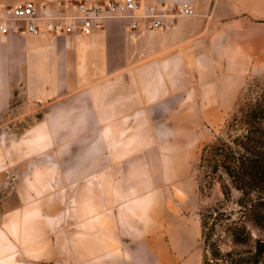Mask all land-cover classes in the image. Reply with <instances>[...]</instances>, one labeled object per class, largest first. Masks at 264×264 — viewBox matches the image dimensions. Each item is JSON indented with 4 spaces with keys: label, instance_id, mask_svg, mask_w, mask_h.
<instances>
[{
    "label": "crops",
    "instance_id": "obj_1",
    "mask_svg": "<svg viewBox=\"0 0 264 264\" xmlns=\"http://www.w3.org/2000/svg\"><path fill=\"white\" fill-rule=\"evenodd\" d=\"M138 1L187 3L192 12L168 28L126 30L109 19L88 33L0 35V167L11 165L23 183L0 225V264H199L198 215L165 202L158 211V191L146 188L150 161L122 152L135 138L108 142L95 160L88 138L78 157L77 135L92 132L98 114L129 117L122 132H148L142 119L170 97L195 101L196 116L231 102L244 71L264 57V0ZM9 77L22 79L11 98ZM36 109L20 130L8 124ZM95 161L106 167L89 171ZM55 180L74 186L55 190Z\"/></svg>",
    "mask_w": 264,
    "mask_h": 264
},
{
    "label": "rangeland",
    "instance_id": "obj_2",
    "mask_svg": "<svg viewBox=\"0 0 264 264\" xmlns=\"http://www.w3.org/2000/svg\"><path fill=\"white\" fill-rule=\"evenodd\" d=\"M9 2L11 0H0ZM16 1V0H12ZM35 47V44L20 42L16 46L22 49L23 46ZM258 66L253 70H245L244 77L240 85L237 87L235 95L228 104L218 105L217 107H208L205 116L193 115L195 110V101L185 100L179 101L174 97L165 101H156L153 103V113L146 121L141 124L150 125V131L145 133H135L133 131L122 132L123 126L131 123L129 117L111 116L102 117L100 114L95 115L92 119L93 129L77 135L79 146L77 148L78 157H84L86 150L83 147L86 138L92 142L91 149L93 157L100 158L104 156L107 143H114L118 137L135 138L136 148H124L122 150L126 156H133L141 159H147L150 164L147 165L148 172L150 170V180L147 189L155 188L158 191V211L161 210L162 202L166 205L173 206L174 209L182 212L196 213L199 217L201 212H205L207 206L216 205L217 200L221 198V190L219 182L214 180L211 186L206 187L204 184V167L197 164V156L201 145L216 136H225L224 126L227 119L236 110L238 103L252 94L256 88L251 86L257 80H263L264 76V57L256 59ZM40 73H44L47 79L52 77L51 72L47 69H40ZM52 71V70H51ZM130 71H126V76H129ZM5 70L0 69V74H4ZM21 75V74H20ZM13 76V75H11ZM9 96L10 98L16 94V90L20 86L13 83L19 78L9 77ZM12 82V84H11ZM129 81L126 82L127 89ZM250 85V86H249ZM126 91L128 92V90ZM13 94V95H12ZM126 95V94H125ZM128 96V95H126ZM41 109H36L31 112L28 118H21L10 121L8 124H15L16 130L36 119ZM164 110V111H163ZM84 118V117H83ZM7 116L2 117L0 122L6 120ZM86 119V117L84 118ZM149 121V123H148ZM120 126L117 128V126ZM120 130V132H117ZM126 146V145H125ZM104 152V153H103ZM106 165L95 161L89 171L94 173L100 172ZM145 166H143V169ZM12 166L2 164L0 167V225L11 217L7 216L9 209L20 203V198L17 196V190L23 187L21 180L18 182L11 175ZM221 177L224 176L220 173ZM99 180L100 177H97ZM100 183V180L98 184ZM199 184H203V189H199ZM53 189H70L73 183L67 181H53ZM52 188V187H51ZM239 191L235 188H230L229 195L223 199L221 206L214 207L206 216V222L202 225L200 234L197 239L198 248L200 250L199 264H229L232 258H240L250 255L254 250L255 240H264V227H259L250 221H246L241 234H249V237L243 242H234L229 234V224L231 219L239 217L241 210L235 203ZM38 199V197H34ZM200 220V219H199ZM5 235L0 233V246L4 244ZM1 248V247H0ZM264 259V250L261 254Z\"/></svg>",
    "mask_w": 264,
    "mask_h": 264
},
{
    "label": "trees",
    "instance_id": "obj_3",
    "mask_svg": "<svg viewBox=\"0 0 264 264\" xmlns=\"http://www.w3.org/2000/svg\"><path fill=\"white\" fill-rule=\"evenodd\" d=\"M251 86L256 87H249L254 92L241 100L227 119L225 136L204 142L197 156V164L204 167L207 177L204 186H211L213 175L217 173L222 194L216 205L207 206L206 211L200 213L201 227L212 208L221 206L230 188L239 191L235 203L242 209L241 214L231 219L228 227L234 242H243L249 237L247 233L241 234L246 221L264 227V78L260 82L255 80ZM199 189H203V184H199ZM254 246L250 255L231 258L229 264H264L261 257L264 240L256 239Z\"/></svg>",
    "mask_w": 264,
    "mask_h": 264
},
{
    "label": "built area",
    "instance_id": "obj_4",
    "mask_svg": "<svg viewBox=\"0 0 264 264\" xmlns=\"http://www.w3.org/2000/svg\"><path fill=\"white\" fill-rule=\"evenodd\" d=\"M191 12L182 2L140 6L138 0H20L0 4V35L88 33L109 19L120 20L126 30L168 28L178 16Z\"/></svg>",
    "mask_w": 264,
    "mask_h": 264
},
{
    "label": "water",
    "instance_id": "obj_5",
    "mask_svg": "<svg viewBox=\"0 0 264 264\" xmlns=\"http://www.w3.org/2000/svg\"><path fill=\"white\" fill-rule=\"evenodd\" d=\"M31 264H46V263L36 262V261H34V262H31Z\"/></svg>",
    "mask_w": 264,
    "mask_h": 264
}]
</instances>
